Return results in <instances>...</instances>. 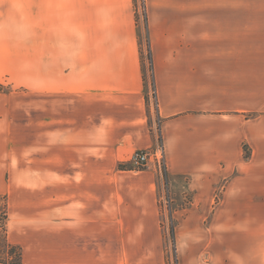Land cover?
<instances>
[{
	"label": "crops",
	"instance_id": "1",
	"mask_svg": "<svg viewBox=\"0 0 264 264\" xmlns=\"http://www.w3.org/2000/svg\"><path fill=\"white\" fill-rule=\"evenodd\" d=\"M146 10L157 111L135 0H0V196L23 264H166L162 175L119 166L159 131L179 264H264V0Z\"/></svg>",
	"mask_w": 264,
	"mask_h": 264
},
{
	"label": "rangeland",
	"instance_id": "2",
	"mask_svg": "<svg viewBox=\"0 0 264 264\" xmlns=\"http://www.w3.org/2000/svg\"><path fill=\"white\" fill-rule=\"evenodd\" d=\"M135 9H136V21H137L138 27L141 32L140 33V49L142 53V64H143V70H144V77H145L146 84H148V86L150 87L149 100L153 104L151 94H152L153 89L156 90V87H155L154 71H153V65H152V56H151V47H150V38H149V26H148V18H147V10H146V0H135ZM157 135L159 137L158 141L160 142V144H162L161 132L159 131ZM244 151H245V156L249 158L251 153L247 145L244 146ZM127 158L120 161V165H119L120 168L124 170L135 171L131 169V167L125 162ZM151 167L156 168L158 172L160 173V175H162V177L161 176L159 177L160 178L159 182L161 186L160 207L162 210V219H163L164 231L166 235V264H179V259L177 256L178 254L176 252L177 239L175 235L176 226L178 222L176 221L174 217H172L173 216L172 213L175 210L174 208L175 201L173 202V194L171 193V190L173 191V189L171 188L170 190V187L176 186L177 184L175 182L170 181V179L168 178V174L166 171V161L161 167L154 163H152ZM220 186H222V184H220ZM167 197L172 198L171 205H165L164 200ZM191 201H192V198L190 194L186 193L185 195L182 196L183 205L188 206V204H190ZM3 205H4V201L1 200L0 209ZM260 214H261L262 221L258 222V224L256 223L257 225L255 224L254 230L263 232L264 231V208L260 209ZM172 229H174L173 230L174 233L172 232ZM231 229L232 227L230 226V230ZM1 250L0 252L3 253V251Z\"/></svg>",
	"mask_w": 264,
	"mask_h": 264
},
{
	"label": "built area",
	"instance_id": "3",
	"mask_svg": "<svg viewBox=\"0 0 264 264\" xmlns=\"http://www.w3.org/2000/svg\"><path fill=\"white\" fill-rule=\"evenodd\" d=\"M151 98L154 104V109L157 111L159 108V102L156 90L154 89L152 91ZM158 143L159 144L153 149L134 151L130 154L127 160H125V162L135 171L145 170L149 168L152 163L161 167L165 162V151L163 145L160 144V142ZM164 203L165 205H171L172 198H165Z\"/></svg>",
	"mask_w": 264,
	"mask_h": 264
},
{
	"label": "trees",
	"instance_id": "4",
	"mask_svg": "<svg viewBox=\"0 0 264 264\" xmlns=\"http://www.w3.org/2000/svg\"><path fill=\"white\" fill-rule=\"evenodd\" d=\"M4 201V205L0 209V263L1 264H23L22 249L11 244L8 240V204L6 197L0 196V201ZM174 229H172V232ZM6 253V254H5Z\"/></svg>",
	"mask_w": 264,
	"mask_h": 264
}]
</instances>
